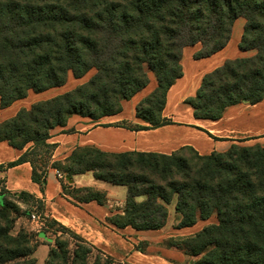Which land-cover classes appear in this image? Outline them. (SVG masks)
<instances>
[{
	"label": "trees",
	"instance_id": "trees-1",
	"mask_svg": "<svg viewBox=\"0 0 264 264\" xmlns=\"http://www.w3.org/2000/svg\"><path fill=\"white\" fill-rule=\"evenodd\" d=\"M237 18L245 21L238 49L254 54L225 60L184 101L195 119L209 121L231 106L264 97V0H0L2 108L29 91L63 85L69 74L81 78L93 71L72 90L0 122V141L18 150L30 144L15 161L0 165V172L28 162L32 182L43 190L52 168L63 174L58 180L71 203L107 204L105 191L72 185L73 176L90 172L125 189L120 212L106 218L114 227L161 229L173 205L175 228L211 216L216 223L190 236L169 237L164 247L196 264H264V142L242 144L259 137L204 155L191 146L170 154L76 147L58 161H52L57 145L49 141L51 130L64 127L72 115L97 120L121 112L122 102L149 84L150 74L155 88L135 107V117L146 125H120L138 131L173 124L161 112L167 91L182 76L183 48L198 43L193 57H209L228 43ZM0 182V264H36L35 243L25 230L13 232L12 213L20 203L31 208L37 203L43 213L42 202L26 192L9 194L2 177ZM30 211L24 212L27 218ZM45 220L44 231L54 236L51 243L42 242L49 246L44 264H114L56 220ZM137 249L144 251L141 243Z\"/></svg>",
	"mask_w": 264,
	"mask_h": 264
},
{
	"label": "crops",
	"instance_id": "crops-1",
	"mask_svg": "<svg viewBox=\"0 0 264 264\" xmlns=\"http://www.w3.org/2000/svg\"><path fill=\"white\" fill-rule=\"evenodd\" d=\"M244 23L243 18H237L233 23L228 43L209 57L201 59L193 57L200 49L198 43L183 48L180 60L182 76L167 91L161 112L162 117L171 120L173 124L138 131L120 125L122 122L146 125L135 117V107L155 88L154 76L150 74L149 84L129 100L123 101L121 112L97 120L72 115L64 127H55L51 130L49 141L57 145L52 161L63 160L76 147L85 146L106 152L141 151L159 154H170L182 146H191L199 154L204 155L212 151H224L240 140L254 137L259 138L245 142L264 139L260 137L264 135V97L253 105L243 102L227 108L217 121L195 119L192 108L184 103L185 99L195 95L205 74L221 66L227 59L254 54L252 50L238 49ZM90 73L93 74V71ZM92 74L87 73L81 78H74L69 74L66 82L71 81L74 85L68 91L86 82ZM57 95L60 94L56 91L53 93L47 90L43 93L29 91L26 97L14 101L9 106L4 108L0 106V122L14 117L22 108L29 109L33 103ZM196 127L209 132L214 138ZM29 146L30 144L23 150H18L9 146L6 141H0V165L15 161ZM0 176L9 194L18 195L20 192H26L39 199L43 205L44 216L70 229L118 264H196L193 258L187 257L181 251L164 247L163 241L169 237L193 235L204 226L216 223L215 217L211 216L207 220H199L193 226L175 228L178 217L174 212V206L170 205L167 222L161 229L137 231L129 226L116 228L109 224L106 218L120 212L119 208L123 205L126 193L122 195L123 198L119 197L120 201L115 208L109 197L115 190L113 185L95 179L90 172L73 176L72 185L105 191L107 204L100 205L95 201L79 205L71 203L63 195L57 171L52 168L48 169L43 190L32 182L31 166L28 162L5 168L0 172ZM139 243L143 245L144 251L137 249ZM38 248L39 246L34 251L35 258Z\"/></svg>",
	"mask_w": 264,
	"mask_h": 264
},
{
	"label": "rangeland",
	"instance_id": "rangeland-1",
	"mask_svg": "<svg viewBox=\"0 0 264 264\" xmlns=\"http://www.w3.org/2000/svg\"><path fill=\"white\" fill-rule=\"evenodd\" d=\"M88 74H92V73L89 72ZM73 85H74V83H72L71 81H68L59 87H54V88L48 89L47 92L52 91V93H53V91L54 92L56 91V93L62 94L64 92L68 91L69 89H71L73 87ZM43 92H45V91H43ZM43 92H41V93H43ZM46 95H49V94H46ZM255 142L262 143V142H264V139L244 142L242 144L250 145V144H253ZM0 180H1V176H0ZM113 188H115V190H113V192L110 191L111 196H109V197H111V204L113 206H115V208H117V205H118L117 202L120 201L119 197L123 198L124 196H122V195H125L126 192H125V189L121 186L113 185ZM66 192L71 193L73 191L70 188H67ZM78 195L83 196L82 193H78ZM7 200L11 201V202L14 201V199H12L11 197L9 198V196L7 197ZM122 204H124V201L122 202ZM32 206L33 207L31 208L30 204L25 205L23 203H20L18 206L19 207L18 211L12 213V217L14 218V221H15L13 232L16 233L20 229H23L31 235L33 243H35L34 244L35 245V251L37 250V247L39 246L38 251L36 252V260H37L36 264H44L46 257H47V252H48L49 246L47 244H42V242L51 243L54 235L50 231H47V230L44 231L45 228H43V230L37 231L35 228V224L34 223L32 224L27 219V217L25 216L26 214L24 212H28L32 209L37 214H40L41 216H43V213L40 211L37 203L32 205ZM34 255H35V253H34ZM114 264H118V263H114Z\"/></svg>",
	"mask_w": 264,
	"mask_h": 264
},
{
	"label": "built area",
	"instance_id": "built-area-1",
	"mask_svg": "<svg viewBox=\"0 0 264 264\" xmlns=\"http://www.w3.org/2000/svg\"><path fill=\"white\" fill-rule=\"evenodd\" d=\"M57 175L59 178H63V174L61 172H57ZM32 224H35L36 230H43V228H46V220L45 216H41L40 214H37L33 209L28 214L27 218Z\"/></svg>",
	"mask_w": 264,
	"mask_h": 264
},
{
	"label": "water",
	"instance_id": "water-1",
	"mask_svg": "<svg viewBox=\"0 0 264 264\" xmlns=\"http://www.w3.org/2000/svg\"><path fill=\"white\" fill-rule=\"evenodd\" d=\"M0 201H1V197H0Z\"/></svg>",
	"mask_w": 264,
	"mask_h": 264
}]
</instances>
